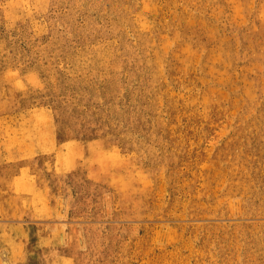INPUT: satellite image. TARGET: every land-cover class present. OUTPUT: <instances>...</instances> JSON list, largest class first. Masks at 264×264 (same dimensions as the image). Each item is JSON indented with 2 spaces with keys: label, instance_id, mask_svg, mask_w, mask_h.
<instances>
[{
  "label": "rangeland",
  "instance_id": "obj_1",
  "mask_svg": "<svg viewBox=\"0 0 264 264\" xmlns=\"http://www.w3.org/2000/svg\"><path fill=\"white\" fill-rule=\"evenodd\" d=\"M0 264H264V0H0Z\"/></svg>",
  "mask_w": 264,
  "mask_h": 264
}]
</instances>
